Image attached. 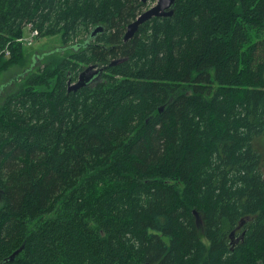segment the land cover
<instances>
[{"label": "trees", "instance_id": "obj_1", "mask_svg": "<svg viewBox=\"0 0 264 264\" xmlns=\"http://www.w3.org/2000/svg\"><path fill=\"white\" fill-rule=\"evenodd\" d=\"M146 5L0 0V264H264V0Z\"/></svg>", "mask_w": 264, "mask_h": 264}, {"label": "rangeland", "instance_id": "obj_2", "mask_svg": "<svg viewBox=\"0 0 264 264\" xmlns=\"http://www.w3.org/2000/svg\"><path fill=\"white\" fill-rule=\"evenodd\" d=\"M155 2L156 0L147 1V5L143 8V11L154 5ZM24 37H30V33L27 29H25ZM60 45L61 37L59 34L55 36L33 37L32 42L30 43L25 41L23 43L24 50L28 52L30 58L32 55V64L30 67L34 68L35 66L39 65L44 57L43 54L50 52L49 50L55 51V49L58 48ZM21 70L22 69L19 67H13L12 69L0 74V98L1 95L5 92V90L9 89L10 86L15 85L16 81H13V78H15L17 74L24 72H21ZM253 145L255 150L259 151L264 155V136L255 138L253 141ZM262 165H264V158Z\"/></svg>", "mask_w": 264, "mask_h": 264}, {"label": "water", "instance_id": "obj_3", "mask_svg": "<svg viewBox=\"0 0 264 264\" xmlns=\"http://www.w3.org/2000/svg\"><path fill=\"white\" fill-rule=\"evenodd\" d=\"M147 2L149 0H141ZM175 0H156L155 4L151 7L142 11L133 21L129 22L126 26V30L123 36L124 41H127L137 32L139 25L152 17L171 16L173 13V6ZM102 30L101 27L95 28L93 34L97 31ZM102 71L101 67H94L93 65L87 66L83 71L80 72L76 82L70 84L69 89H78L90 80L96 78V76ZM22 248H19L12 253L9 260H13L14 257L19 253Z\"/></svg>", "mask_w": 264, "mask_h": 264}, {"label": "built area", "instance_id": "obj_4", "mask_svg": "<svg viewBox=\"0 0 264 264\" xmlns=\"http://www.w3.org/2000/svg\"><path fill=\"white\" fill-rule=\"evenodd\" d=\"M37 30L36 29H30V37L27 38H22L21 40L27 41L28 43L32 42V38L37 35Z\"/></svg>", "mask_w": 264, "mask_h": 264}]
</instances>
